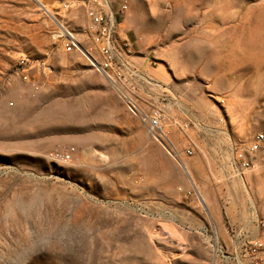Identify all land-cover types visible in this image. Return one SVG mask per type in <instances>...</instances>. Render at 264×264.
Wrapping results in <instances>:
<instances>
[{
	"label": "rangeland",
	"instance_id": "rangeland-1",
	"mask_svg": "<svg viewBox=\"0 0 264 264\" xmlns=\"http://www.w3.org/2000/svg\"><path fill=\"white\" fill-rule=\"evenodd\" d=\"M65 1L0 0V264H264V0H125L120 91Z\"/></svg>",
	"mask_w": 264,
	"mask_h": 264
},
{
	"label": "built area",
	"instance_id": "built-area-1",
	"mask_svg": "<svg viewBox=\"0 0 264 264\" xmlns=\"http://www.w3.org/2000/svg\"><path fill=\"white\" fill-rule=\"evenodd\" d=\"M80 8L84 12L85 23L83 32L86 38L91 41L95 50L99 52L100 58L97 60L92 57L93 66L100 71L110 82V84L120 91L119 76L122 68L128 64L119 57V46L116 42V32L118 29L120 18L128 9V3L125 0H69L62 4L61 9L68 11L70 8ZM74 45L80 47L77 40L72 39ZM84 49V48H83ZM89 53L86 49H84ZM24 63V61H22ZM22 79L31 86L32 95H35L41 85V81L36 77H31L27 73L21 74ZM127 109L146 126L149 134L160 142H166L168 136L160 118L157 115L151 114L132 96H123ZM260 142H264V133L259 131L255 134V144L252 149H256ZM170 148V147H169ZM173 154L178 155L179 151L175 148L170 149ZM187 153L191 154V149H187ZM48 156L57 161H70L71 154L64 148H56L48 153ZM259 226L264 225L261 219L258 222ZM263 248L260 240L250 243L248 248L249 256L253 264H262Z\"/></svg>",
	"mask_w": 264,
	"mask_h": 264
},
{
	"label": "bare ground",
	"instance_id": "bare-ground-1",
	"mask_svg": "<svg viewBox=\"0 0 264 264\" xmlns=\"http://www.w3.org/2000/svg\"><path fill=\"white\" fill-rule=\"evenodd\" d=\"M47 11H49L48 9H46ZM51 15H53V14H51Z\"/></svg>",
	"mask_w": 264,
	"mask_h": 264
}]
</instances>
